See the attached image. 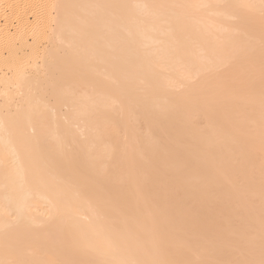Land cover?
<instances>
[{"label":"bare ground","instance_id":"6f19581e","mask_svg":"<svg viewBox=\"0 0 264 264\" xmlns=\"http://www.w3.org/2000/svg\"><path fill=\"white\" fill-rule=\"evenodd\" d=\"M0 264H264V0H0Z\"/></svg>","mask_w":264,"mask_h":264}]
</instances>
